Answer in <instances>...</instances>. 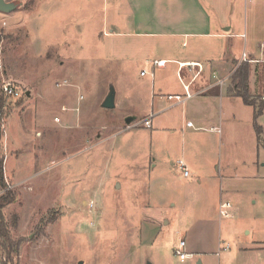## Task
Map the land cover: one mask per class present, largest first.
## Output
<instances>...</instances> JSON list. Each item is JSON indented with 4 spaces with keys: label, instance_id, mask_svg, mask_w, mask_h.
<instances>
[{
    "label": "rangeland",
    "instance_id": "1",
    "mask_svg": "<svg viewBox=\"0 0 264 264\" xmlns=\"http://www.w3.org/2000/svg\"><path fill=\"white\" fill-rule=\"evenodd\" d=\"M5 1L16 9L0 12V196L10 194L1 215L18 244L17 264H264V108L259 137L251 108L238 99L232 116L224 109L220 134L181 132L180 107L155 116L152 129L135 126L149 114L152 89L179 88L167 72L172 64L166 73L155 68L153 78L149 61L204 63L215 41L150 48L152 39L130 35L122 0ZM236 11L246 38L223 44L234 63L264 45V0H241ZM37 24L59 45L41 54ZM66 36L74 48L63 54ZM249 66V95L258 106L264 75L258 64ZM4 83L19 97H5ZM110 90L115 107L105 109ZM75 109L84 118L60 131L54 118ZM189 116L184 111L183 126ZM220 202L231 205L227 217L218 215ZM181 241L192 251L184 261L174 253Z\"/></svg>",
    "mask_w": 264,
    "mask_h": 264
},
{
    "label": "crops",
    "instance_id": "2",
    "mask_svg": "<svg viewBox=\"0 0 264 264\" xmlns=\"http://www.w3.org/2000/svg\"><path fill=\"white\" fill-rule=\"evenodd\" d=\"M122 1H124L123 4L128 7L130 13L126 24L130 32H132L130 35L152 39L153 43L151 42L150 48L161 46L171 52V47L174 48L175 44L178 42H182L184 46L186 40H192L195 45H201L200 42L196 41H201L203 39L214 40V45H216L208 44V57L204 63L190 57L154 59L166 62L163 68H156V70L164 72L167 64H172L174 66L172 70H168L167 72H172V74L175 75L179 83V88L165 89L164 85H158L156 90L152 89L150 91L151 109L148 115L142 116L141 120L151 115V127L149 129H152V121L155 116L180 107L182 109L179 115V120L181 119V132H183L185 128L186 132L216 131L217 134H220L222 127L221 119L224 115V109L226 108L229 115L232 116L230 111L233 109L234 101L235 99L240 100L234 96L232 75L242 62L239 60L234 63L232 58L226 56V50H224L223 44L225 40L228 44H232V41L235 39L244 40L246 38V35L241 32V29L236 27V23H240L241 20V16H239L240 18L236 17V8H240L241 0H224L223 3L220 4L211 2L208 6L216 7L212 10H207L208 6L204 7L201 0ZM250 1L254 3V1L257 0ZM219 6L226 9L224 11H218L217 8ZM213 24L217 25L216 29L213 28ZM40 26L41 24L36 25L37 29L35 28L34 33L35 37L38 39L39 52L42 54L44 50H48V48H53L54 45L59 44H53L51 32L50 36L47 32L43 33L39 31L38 29L41 28ZM115 28L117 27H111L110 31L115 32V35H120L117 33L118 31H115L117 30ZM79 31L81 35L79 34V37L76 35V39L83 38L82 29ZM68 38L69 37L66 36L60 43V46L63 47L62 50H64L63 54H67L69 49H71L72 52V48H74L72 39L69 40ZM51 45L53 47H50ZM80 46L81 43L77 42L75 44L77 48ZM261 46L263 47L261 48ZM257 51L258 58L255 57ZM248 56L252 60L264 59V45L260 43L254 51H250ZM149 62L152 63V61ZM251 63L258 64L263 72V65L261 63ZM60 65L62 66L63 63ZM154 70L155 67L152 65L153 78L155 77ZM204 71H206L207 75L201 78ZM163 78L164 77L160 79V82H162ZM185 89H187L188 93L191 95L190 98L185 99L181 103H177L175 100H167V96H178L184 99ZM172 101H174V103H171ZM251 110L253 121V109L251 108ZM184 111L185 116L189 114L191 118L189 120L187 119L185 126L182 125ZM73 113V116L70 115L65 119L54 118L60 125V131H67L76 127L78 121L85 116L82 110L75 109ZM162 130L168 131L170 129L162 126ZM256 149H258L257 146ZM259 151L260 150H257V152ZM262 165L263 164L260 162L258 167L263 168L264 166ZM186 253L192 254V251L189 249Z\"/></svg>",
    "mask_w": 264,
    "mask_h": 264
},
{
    "label": "trees",
    "instance_id": "3",
    "mask_svg": "<svg viewBox=\"0 0 264 264\" xmlns=\"http://www.w3.org/2000/svg\"><path fill=\"white\" fill-rule=\"evenodd\" d=\"M1 41V36H0ZM249 74V64L248 63H241L235 72L232 75V84H233V91L234 96L239 98L241 102L246 105L250 106L253 109V129L256 134V137H259V129L256 126V119L262 115V110L264 108L263 102L260 100V104L255 106L256 99L252 98L249 95L248 83L247 78ZM263 74V72H262ZM260 99V98H258ZM3 107L2 100L0 98V110ZM0 186L3 188V181L0 172ZM10 194L6 192V194L0 196V246L4 252V259L5 261L2 264H17V251H18V244L11 241L10 235L8 232V227L5 225L1 210L10 203ZM15 227V223L13 226Z\"/></svg>",
    "mask_w": 264,
    "mask_h": 264
},
{
    "label": "built area",
    "instance_id": "4",
    "mask_svg": "<svg viewBox=\"0 0 264 264\" xmlns=\"http://www.w3.org/2000/svg\"><path fill=\"white\" fill-rule=\"evenodd\" d=\"M262 47L263 46H261V48ZM240 61L244 62V63H251V62L261 63L263 65V75H264V59L252 60L243 51L242 54H241ZM165 63L166 62L163 61V60H154V61H152V65L155 68H163ZM144 74H146V73L144 71H142L141 75H144ZM150 76H153V72H152V74H150ZM64 83H65V81H64ZM219 83H221V82H219ZM262 88H263V94L260 96V100L264 103V79H263V82H262ZM1 91H2V94L5 97H13V98L19 97V93L17 92V90L14 88V86L11 83H4L2 85ZM190 97H191V95L188 93L187 89H185V98L184 99H181L178 96H167L166 98H167V100H175L177 103H181L185 99L190 98ZM151 117L152 116L150 115V116L144 118L139 123H136L135 126L142 125L143 127L149 129L151 127V122H150ZM177 164L179 165V168L182 170L183 175L184 176H188V171H187L183 161L179 160V161H177ZM229 209H231V205L229 204V202H220L219 206H218V215H219V217L220 218L227 217L229 215L228 214V210ZM184 249H185V242L181 241L178 244V247H177V249L174 252L175 255L178 257L179 261H184V260H186L189 257V254H187L184 251Z\"/></svg>",
    "mask_w": 264,
    "mask_h": 264
},
{
    "label": "water",
    "instance_id": "5",
    "mask_svg": "<svg viewBox=\"0 0 264 264\" xmlns=\"http://www.w3.org/2000/svg\"><path fill=\"white\" fill-rule=\"evenodd\" d=\"M16 9V5L12 2H6L5 0H0V12L1 13H10ZM103 108L105 109H112L115 107L114 103V92L113 90H110L107 94L103 104ZM132 118H128L126 120L127 125H129L132 122ZM149 264V263H147Z\"/></svg>",
    "mask_w": 264,
    "mask_h": 264
}]
</instances>
